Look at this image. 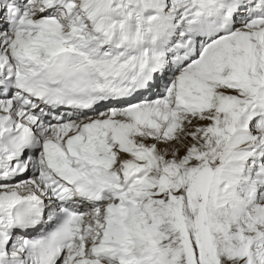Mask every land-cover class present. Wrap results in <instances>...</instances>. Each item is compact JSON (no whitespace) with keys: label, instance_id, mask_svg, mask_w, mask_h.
Masks as SVG:
<instances>
[{"label":"snow or ice","instance_id":"obj_1","mask_svg":"<svg viewBox=\"0 0 264 264\" xmlns=\"http://www.w3.org/2000/svg\"><path fill=\"white\" fill-rule=\"evenodd\" d=\"M0 264H264V0H0Z\"/></svg>","mask_w":264,"mask_h":264}]
</instances>
